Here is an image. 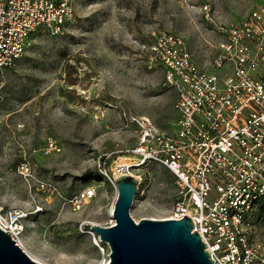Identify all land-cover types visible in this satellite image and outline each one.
Here are the masks:
<instances>
[{
	"label": "rangeland",
	"instance_id": "rangeland-1",
	"mask_svg": "<svg viewBox=\"0 0 264 264\" xmlns=\"http://www.w3.org/2000/svg\"><path fill=\"white\" fill-rule=\"evenodd\" d=\"M263 3L76 0L73 23L59 33L37 30L16 65L0 70V205L25 216L21 243L31 259L103 264L106 247L89 227L114 223L117 191L106 173L119 163L133 164L130 173L140 177L134 222L171 216L173 174L127 153L138 138L132 119L162 132L175 128V92L162 86L164 74L150 60L154 36L180 37L203 64L215 46L203 6L215 24H234ZM88 186L96 197L72 212L66 200Z\"/></svg>",
	"mask_w": 264,
	"mask_h": 264
},
{
	"label": "built area",
	"instance_id": "built-area-1",
	"mask_svg": "<svg viewBox=\"0 0 264 264\" xmlns=\"http://www.w3.org/2000/svg\"><path fill=\"white\" fill-rule=\"evenodd\" d=\"M75 1L0 0V70L16 65L37 30L59 33L73 23ZM202 10L215 36L203 64L167 32L155 35L149 48L153 67L164 74L162 86L175 92L174 131L134 118L138 138L127 153L173 174L176 199L168 219L190 218L212 264H264V3L234 24H215L209 5ZM132 165L119 163L106 173L115 189L120 175L139 183ZM20 171L28 172L26 164ZM95 197L88 186L66 201L80 212ZM24 217L0 205V230L20 249Z\"/></svg>",
	"mask_w": 264,
	"mask_h": 264
},
{
	"label": "water",
	"instance_id": "water-1",
	"mask_svg": "<svg viewBox=\"0 0 264 264\" xmlns=\"http://www.w3.org/2000/svg\"><path fill=\"white\" fill-rule=\"evenodd\" d=\"M116 201L114 225H90L89 231L109 247L108 264H212L190 218L182 220L141 219L134 222L129 211L138 193L137 179L120 175L114 180ZM0 230V264H40Z\"/></svg>",
	"mask_w": 264,
	"mask_h": 264
},
{
	"label": "trees",
	"instance_id": "trees-1",
	"mask_svg": "<svg viewBox=\"0 0 264 264\" xmlns=\"http://www.w3.org/2000/svg\"><path fill=\"white\" fill-rule=\"evenodd\" d=\"M262 210H264V206L261 207V211H262ZM262 212H263V211H262ZM262 212H261V213H262ZM261 216H262V215H261Z\"/></svg>",
	"mask_w": 264,
	"mask_h": 264
},
{
	"label": "bare ground",
	"instance_id": "bare-ground-1",
	"mask_svg": "<svg viewBox=\"0 0 264 264\" xmlns=\"http://www.w3.org/2000/svg\"><path fill=\"white\" fill-rule=\"evenodd\" d=\"M125 160V159H124ZM125 162V161H124ZM122 165H126L125 163H122ZM140 182V181H139Z\"/></svg>",
	"mask_w": 264,
	"mask_h": 264
}]
</instances>
